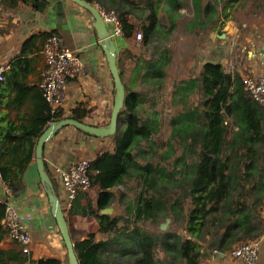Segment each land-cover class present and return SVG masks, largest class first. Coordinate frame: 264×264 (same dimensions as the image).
Wrapping results in <instances>:
<instances>
[{
  "label": "trees",
  "instance_id": "obj_1",
  "mask_svg": "<svg viewBox=\"0 0 264 264\" xmlns=\"http://www.w3.org/2000/svg\"><path fill=\"white\" fill-rule=\"evenodd\" d=\"M21 1L35 11H44L48 5L47 0ZM85 1L113 10L122 23L124 38H133L141 30L146 53L141 55V87L124 83L117 130L108 136L114 149L91 160L96 194L91 198L88 191L80 190L70 211L89 214L100 225L97 233L73 241L79 264H201L215 250L226 252L239 242L259 241L264 235V106L246 89L243 75L209 60L194 76L179 79L172 103L181 104V109L171 115L165 140L159 138L160 112L153 108L143 113L151 101L146 95L156 91L157 85L161 88L167 77L170 37L164 31L184 25L196 35L205 31L207 36L222 27L223 0H191L193 15L188 23L179 11L185 0L165 4L157 0ZM235 1L232 19L249 29V23L243 25L245 20H239L260 13L264 0ZM53 34L58 32L34 34L25 44L37 37L45 41ZM120 73L123 78V70ZM85 115V110L76 108L66 117L83 120ZM64 117L62 111L52 113L44 97L31 126L12 122L0 126V173L14 194L23 186L40 135L51 122ZM45 164L62 201L61 185ZM84 196L87 203L80 207ZM113 204H118V214L101 212ZM5 211V203L0 202V240L7 234L2 223ZM5 253L0 250V264H8ZM34 263L63 264L51 256Z\"/></svg>",
  "mask_w": 264,
  "mask_h": 264
},
{
  "label": "crops",
  "instance_id": "obj_2",
  "mask_svg": "<svg viewBox=\"0 0 264 264\" xmlns=\"http://www.w3.org/2000/svg\"><path fill=\"white\" fill-rule=\"evenodd\" d=\"M47 1L48 5L44 11H35L21 0L17 4L13 0H0V66L4 65L6 68L5 79L0 82V126L11 122L18 126H31L44 105L40 87L45 69L42 51L44 39L37 37L30 44H25V41L34 34L53 30L58 32L64 43L83 61L82 70L74 77L67 79V101L60 111L66 118L71 116L76 108L85 110L86 115L83 121L93 125H107L114 107L116 88L101 40L93 26L92 13L73 0ZM157 1L162 4L167 3V0ZM227 1L229 0H223L221 5L222 27L220 29L216 27L215 30L207 33L202 59L198 56L190 62L192 71L196 68L199 71L202 64L209 60L222 62L225 66L227 56L232 53L231 45L236 44L234 39L239 36V26L231 16L237 1L229 3ZM262 11L253 14L251 22L245 21L243 24L249 23L250 27L249 32L246 33L249 36L245 37V42L241 41V43H248L246 59L250 73L261 71L260 62L264 61V12ZM108 26L112 29L113 23ZM177 31H179L178 28L164 31V34L170 37L168 47L172 50L173 44L176 47L172 37ZM183 32L187 34V38L196 35L194 30ZM201 33L204 34L205 31ZM115 41L117 64L119 69L123 70V83L131 88L139 89L140 78L144 72L141 55L145 49L135 36L133 38L120 36ZM188 47L189 44H187ZM20 58H27L28 62L20 63ZM190 72L188 71L189 76L197 73ZM156 89L146 95L145 99L157 98L156 93L160 90V86L157 85ZM113 149L114 142L111 137L86 134L75 126L68 125L61 128L46 142L44 159L55 174V164L68 167L81 159L91 161L103 152ZM59 183L61 185V182ZM96 191L97 188L92 187L88 192L86 191L87 196L94 197ZM60 192L62 202L65 204L63 207L72 240L82 239L90 233H97L100 229L97 219L89 214L71 213L73 204L67 205V191L62 185ZM5 199L4 180L0 176V202H4ZM12 201L17 207L33 214V221L28 223L33 240L31 251L22 253L20 245L9 240L7 234L4 235L0 240V250L6 252L5 261L8 264H35L34 260L51 256L60 258L63 264H68V249L52 213L48 194L36 163V155L24 172L22 188L13 195ZM86 203L87 197L84 196L79 206L83 207ZM262 213L264 216V206ZM205 259L201 264H243L227 254L212 253ZM257 264H264V235L259 240Z\"/></svg>",
  "mask_w": 264,
  "mask_h": 264
},
{
  "label": "built area",
  "instance_id": "obj_3",
  "mask_svg": "<svg viewBox=\"0 0 264 264\" xmlns=\"http://www.w3.org/2000/svg\"><path fill=\"white\" fill-rule=\"evenodd\" d=\"M100 11L107 24L113 23V28H109L111 37L116 40L123 36V26L113 10H108L99 3L94 4ZM135 39L140 42L143 39V32L137 31ZM45 58V69L40 82L43 96L48 102L51 112H59L67 101V79L78 74L83 67L82 59L64 43L59 34L49 36L43 45ZM262 70L259 72L247 73L243 75L244 84L253 97L264 106V61L260 62ZM5 66H0V82L5 79ZM52 123V122H51ZM50 123V124H51ZM49 124V125H50ZM89 159H81L72 163L68 167L55 164V176L67 191V205L71 206L81 191H89L92 188L90 178ZM1 176V173H0ZM6 199L5 216L2 223L7 228L9 240L20 245L22 252L29 253L32 246V235L28 229V223L33 221L34 216L17 207L12 201L14 192L12 188L4 182ZM219 255L231 256L243 264H257L259 259V241L246 240L239 242L234 248L226 252L214 251Z\"/></svg>",
  "mask_w": 264,
  "mask_h": 264
},
{
  "label": "water",
  "instance_id": "obj_4",
  "mask_svg": "<svg viewBox=\"0 0 264 264\" xmlns=\"http://www.w3.org/2000/svg\"><path fill=\"white\" fill-rule=\"evenodd\" d=\"M74 2L85 7L92 13L93 26L97 30L98 38L101 40V46L106 54L107 61L110 66L111 73L115 81V100L114 107L112 109L110 122L107 125H93L83 120H77L72 117H66L59 121L52 122L40 135L36 145V163L40 173L42 182L45 185L48 199L51 204L52 213L56 218L60 232L64 238L65 244L68 249V264H79V259L74 249V242L72 240L67 218L64 212L62 201L54 190L53 181L46 170V164L44 159V148L46 142L52 138L61 128L72 125L84 132L99 136L108 137L112 136L117 130L118 114L121 110L125 100V86L121 77L120 69L117 64V46L116 41L110 36L111 32L108 24L102 17L99 9L91 3L85 0H73ZM103 214L115 215L120 212L118 204H113L101 211Z\"/></svg>",
  "mask_w": 264,
  "mask_h": 264
},
{
  "label": "rangeland",
  "instance_id": "obj_5",
  "mask_svg": "<svg viewBox=\"0 0 264 264\" xmlns=\"http://www.w3.org/2000/svg\"><path fill=\"white\" fill-rule=\"evenodd\" d=\"M191 4H192L191 0H185L184 3L181 2V5L179 7V11L182 12V14L186 15L185 18L186 23H188L189 19L193 15L191 11ZM241 20L251 22L252 17L242 16L239 21ZM180 21L183 20L180 19L179 22ZM237 24L239 26V22ZM248 28L250 27L248 26ZM178 30L179 31H177L172 37L173 39L172 41L173 42L175 41L176 47H174V44H173V50L169 49L168 47V65L166 67V72L168 76L167 81L164 85H162L160 90L157 91L156 93L157 98L151 100L150 102L147 101L145 104V110H143L144 114L145 112L150 113L153 110V108H155L160 112L161 119L159 124L161 126V132L159 133V138L163 140L167 138L170 132L171 115L176 114L178 110L181 109V104L172 103V99H173L172 91L174 89V85L181 78H190L191 76H189L188 74V71L190 72V69H191L190 73L192 74L198 71V68H196L195 71H192L190 62L193 61V58L198 56L201 57L202 59V52L205 50L204 43L206 42L204 38L205 37L207 38V36H204L205 33L187 38V34H183L184 33L183 31L186 30V27L184 25H180L178 27ZM247 32H249V29H243L239 26V36L234 39V44L235 43L236 44L231 45V47L233 46L232 48L233 51L227 56L226 64H225L227 70L239 71L243 75L250 73L247 65L248 61L246 59L248 43L247 42L241 43V41L245 42V37L249 36L246 35ZM187 44H189L188 48H187ZM132 61H134L133 58ZM130 63L132 65V62ZM167 225L168 222L163 223L162 227L166 228Z\"/></svg>",
  "mask_w": 264,
  "mask_h": 264
}]
</instances>
